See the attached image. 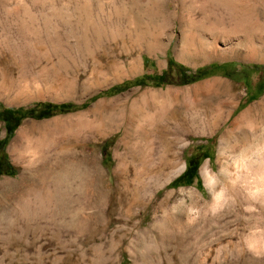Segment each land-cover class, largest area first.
<instances>
[{
  "label": "rangeland",
  "instance_id": "1",
  "mask_svg": "<svg viewBox=\"0 0 264 264\" xmlns=\"http://www.w3.org/2000/svg\"><path fill=\"white\" fill-rule=\"evenodd\" d=\"M23 127L0 264H264V0H0V182Z\"/></svg>",
  "mask_w": 264,
  "mask_h": 264
},
{
  "label": "bare ground",
  "instance_id": "2",
  "mask_svg": "<svg viewBox=\"0 0 264 264\" xmlns=\"http://www.w3.org/2000/svg\"><path fill=\"white\" fill-rule=\"evenodd\" d=\"M217 53V52H216ZM219 53V52H218ZM224 53V52H223ZM213 54V53H211ZM210 54V55H211ZM221 54V53H220ZM219 54V55H220ZM227 54V52H226ZM222 55V54H221ZM213 56V55H212ZM225 55H222V57ZM227 56V55H226ZM221 57V56H220ZM234 107V106H232ZM230 115L232 113V110L229 112ZM250 113V111L246 112L245 114H243L242 117H246L248 116V114ZM32 132V131H31ZM27 131L24 127L22 129H20L17 138L15 139V141L12 143L11 147H10V152L12 153V155L14 156V158L19 162V163H24V171H22V173L19 176L18 180H13V179H9L6 178L4 180H2L0 182V201L3 198H7L10 197L11 194L13 193H17L21 190H24L25 188L27 189V187H31L30 183H32V181L34 182V179L36 177H42L43 179H45L46 177L48 178V174L50 173H54L55 174V168L50 167L51 165L49 164L50 161L48 160V156H47V152H46V145H44L43 143H39V146H37V149L35 148L34 150H30V155L31 158L28 159V152L26 149V145L30 142L31 139V135L32 133ZM35 132V131H34ZM84 151V150H83ZM89 153V152H88ZM83 160L82 162L84 163V165L86 167H89L90 161H89V156L88 154H86L84 152L83 155ZM176 156V155H175ZM32 157H36L35 159H32ZM50 157V156H49ZM52 158V157H51ZM50 158V159H51ZM60 158V157H59ZM177 159V158H176ZM16 161V162H17ZM55 161V159L53 160ZM95 161V160H93ZM63 162V161H61ZM80 162V161H79ZM54 164V163H53ZM82 164V163H81ZM62 165V164H61ZM60 165V168L63 166ZM72 165V164H71ZM94 165V164H93ZM59 166V165H58ZM57 166V167H58ZM84 166V167H85ZM91 166V165H90ZM96 167V166H95ZM90 168V167H89ZM88 168V169H89ZM59 168H57L58 170ZM97 170V168H94ZM87 170V169H86ZM52 171V172H50ZM61 171V169L59 170ZM58 171V172H59ZM90 171V170H89ZM92 171V170H91ZM95 171V170H94ZM100 171V170H99ZM50 172V173H49ZM57 172V171H56ZM96 172V171H95ZM93 174V173H92ZM96 174V173H95ZM98 174V173H97ZM202 174L205 176V178L207 180L211 179V173L209 170V166L206 164L203 166L202 168ZM211 174V175H210ZM52 175V174H51ZM99 177V178H98ZM97 178V181L100 183L101 182V176L99 175ZM50 178V177H49ZM54 179V178H53ZM52 179V180H53ZM59 179V178H58ZM40 180V179H39ZM48 180V179H47ZM62 180V179H61ZM96 180V179H95ZM45 181V180H44ZM58 181V180H57ZM55 180V182H57ZM43 182V181H42ZM46 182V181H45ZM53 182V181H52ZM54 182V183H55ZM59 182V181H58ZM38 183V182H37ZM48 183V182H46ZM44 183V185L46 184ZM53 184V183H52ZM39 185V184H38ZM50 185V183H49ZM36 186V185H35ZM41 186V185H40ZM47 187V186H46ZM50 187V186H49ZM40 188V187H39ZM42 188V187H41ZM58 188V187H57ZM48 189V188H47ZM35 190V189H34ZM43 190V188H42ZM50 190V189H49ZM45 191V190H44ZM28 192V191H27ZM48 192V191H47ZM22 194V193H21ZM13 196V195H12Z\"/></svg>",
  "mask_w": 264,
  "mask_h": 264
},
{
  "label": "trees",
  "instance_id": "3",
  "mask_svg": "<svg viewBox=\"0 0 264 264\" xmlns=\"http://www.w3.org/2000/svg\"><path fill=\"white\" fill-rule=\"evenodd\" d=\"M173 64V60H170L169 61V65L171 66ZM72 107V104H68V103H61V104H47V106L41 110L38 114H37V117L38 118H45V117H49L53 114H56V113H61V112H65V111H68L70 110ZM9 112H12V113H19L20 114V111L19 110H14V109H9L7 110ZM25 114V113H24ZM24 114L23 115H20L17 119H16V122L14 124V126H9L8 125V129H9V134L12 135L15 127H17L21 121V119L24 117ZM198 167H199V163H195V162H190L189 164V168L188 170H186L183 174H181V176H179L178 178V183H182L181 179L186 176V174L189 172V170L191 168H194L195 171L194 173L192 174V176L189 178V182H191L193 180L194 177H198V174H197V170H198ZM11 173V172H10Z\"/></svg>",
  "mask_w": 264,
  "mask_h": 264
},
{
  "label": "water",
  "instance_id": "4",
  "mask_svg": "<svg viewBox=\"0 0 264 264\" xmlns=\"http://www.w3.org/2000/svg\"><path fill=\"white\" fill-rule=\"evenodd\" d=\"M178 177V176H177Z\"/></svg>",
  "mask_w": 264,
  "mask_h": 264
}]
</instances>
